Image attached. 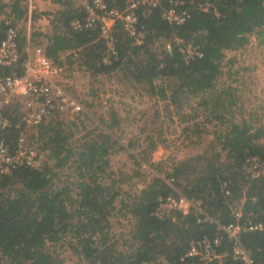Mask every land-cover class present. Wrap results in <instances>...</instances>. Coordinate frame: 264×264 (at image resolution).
Segmentation results:
<instances>
[{"label": "trees", "instance_id": "16d2710c", "mask_svg": "<svg viewBox=\"0 0 264 264\" xmlns=\"http://www.w3.org/2000/svg\"><path fill=\"white\" fill-rule=\"evenodd\" d=\"M55 1L59 8L51 17V31L44 34L45 41L37 42L58 62L79 63L88 70L91 82L83 104L92 106L100 98V83L116 70L144 83L154 104L138 110L136 117L127 111L126 119L132 117L136 131L122 142L110 132L123 119L112 105L108 118L99 115L97 122L82 112L71 120L56 114L39 125L41 146L48 150L44 163L38 168L22 165L0 175V264H64L57 249L64 244L75 264H140L147 258L178 264L190 238L211 233L212 227L197 223L194 212L176 211L165 218L152 214L158 196L170 193L202 198L208 212L222 222L233 220L232 210L238 207L261 218L264 177H249L244 164L249 155L264 160V123L256 122L254 111L244 116L242 105L237 104L242 96L231 84L218 81L225 51L245 47L254 34L264 39V0H194L193 4L185 0L190 16L180 25L161 18L160 8L167 5V0H161L142 18L147 28L143 44H133L122 25L114 24L117 58L110 62L102 61L106 49L96 34L70 26L73 17L83 15L84 0ZM199 1H207L208 8L196 7ZM27 9V0H0V14L4 13L0 35L8 20L18 29L21 48L27 38L18 22ZM39 34L30 33L34 39H41ZM167 41L171 53L165 48ZM187 42L198 46L201 56L186 61L179 45ZM15 111L4 113L12 116ZM93 121L97 125L89 127ZM207 124L213 126L209 138L204 136ZM172 126L181 128L198 151L183 158L152 159ZM5 132L14 147L16 129ZM121 148L137 150L135 162H147L152 168L139 190L125 196L115 186V178L104 176L109 156ZM65 167L74 173L75 194L63 180L50 186ZM223 181L229 193L222 189ZM126 214L130 224L118 230L114 216ZM242 239L255 264H264V231L244 233ZM222 264L242 263L227 257Z\"/></svg>", "mask_w": 264, "mask_h": 264}, {"label": "built area", "instance_id": "2783aa9c", "mask_svg": "<svg viewBox=\"0 0 264 264\" xmlns=\"http://www.w3.org/2000/svg\"><path fill=\"white\" fill-rule=\"evenodd\" d=\"M160 3L161 0H84L83 15L73 17L70 26L75 30L90 29L96 34L95 39H101L106 49L102 61L110 62L112 58H117L112 33L114 24L119 22L122 25L133 44H143L147 28L142 18L150 15ZM189 3L193 4L194 0H189ZM208 6L207 1L196 3V7L202 10ZM34 7L31 0H27V11ZM160 16L169 24L180 25L189 18L190 9L185 6V0H167V5L160 8ZM4 22L5 31L0 35V175L22 165L38 168L44 163L48 150L41 146L39 125L54 119L56 114L71 120L84 112L81 99L86 96V90L80 93L75 87L78 83L85 87L86 80L82 76L90 79L84 65L58 62L46 54L41 43L27 38L25 46L21 48L17 27L8 20ZM177 40L183 42L180 38ZM165 48L172 52L170 42H166ZM179 49L184 52L186 61L202 54L198 46L189 42L181 43ZM72 51L76 56L77 51ZM13 109L16 111L12 116L4 113ZM12 127L17 132L14 147L6 141L5 135V131ZM244 171L251 178L264 177V160L258 155H249ZM225 185L223 181L222 189L229 193ZM244 199L245 193L242 196ZM176 211L182 214L194 212L197 223L212 227L211 233L190 238L187 248L179 255L178 264H222L227 257L242 264H255L242 235L256 230L264 231V210L262 217L255 219L252 211L234 208V219L222 222L208 212L202 198L170 193L158 196L152 214L165 218ZM140 264L166 262L147 258L141 260Z\"/></svg>", "mask_w": 264, "mask_h": 264}, {"label": "rangeland", "instance_id": "374dc122", "mask_svg": "<svg viewBox=\"0 0 264 264\" xmlns=\"http://www.w3.org/2000/svg\"><path fill=\"white\" fill-rule=\"evenodd\" d=\"M31 0V4H35ZM6 8V7H5ZM7 10V8L5 9ZM4 8L2 11H5ZM43 10V9H42ZM45 11V9L43 10ZM4 13L0 14V20ZM26 22L24 18L20 19L18 26L25 28ZM225 57L222 60L223 73L219 78L218 84L226 85L231 84L235 91L242 96L237 104H241L244 109V116L248 117L249 111H254L252 117H256L258 121L264 123V39L256 36L255 34L250 37L249 43L236 51H225ZM233 58V60L231 59ZM231 60V61H230ZM86 82L85 87L79 84L75 87L82 93L84 90L88 91L91 80L85 75L82 76ZM173 83V81H171ZM88 84V85H87ZM87 85V86H86ZM221 85V86H222ZM100 98L93 101V105L89 106L84 104L85 111L98 121L99 115L105 119L108 118V109L110 105L115 107L123 117L120 124L110 130L112 137L126 140L133 135L135 124L131 122L133 115H138V110L144 107H149L154 104V100L147 94L145 85L142 82L136 81L128 76L126 71L116 70L110 79H105L99 85ZM106 100L104 103L103 100ZM190 102H194L191 100ZM241 107V108H242ZM130 110V119H126L127 111ZM238 117L241 116L239 113ZM83 117V115L81 116ZM125 118V119H124ZM90 123L89 127L95 126L96 122ZM97 125V123H96ZM100 125V123H98ZM213 126L207 124L205 130V137L212 136ZM77 136V135H76ZM198 151V146L193 147L189 144L188 138L185 133H182L181 128L172 126L171 132L167 134V141L160 144L152 153V159L158 160L170 156L175 158H183L188 154ZM134 154V156H132ZM135 149H118L109 156V166L106 171V180L115 178V186L119 188L122 196L127 193H135L139 190L146 178L149 176L151 167L147 162L137 164L135 161ZM59 179L54 180L50 186H57L60 183H68L73 194L77 192L76 184L74 182V173L71 167H65L59 171ZM63 180V181H61ZM129 215H115L114 222L117 220L116 227L122 229L130 224ZM60 255L64 258V264H75V257L72 255L71 250L63 246H58Z\"/></svg>", "mask_w": 264, "mask_h": 264}, {"label": "crops", "instance_id": "0c3cea01", "mask_svg": "<svg viewBox=\"0 0 264 264\" xmlns=\"http://www.w3.org/2000/svg\"><path fill=\"white\" fill-rule=\"evenodd\" d=\"M29 1V0H28ZM34 9L28 10L25 14V29L26 38L31 39L33 42L45 41L46 33L51 31V17L55 11L59 8V3L55 0H34ZM83 2V0H77ZM45 9V11L43 10ZM32 31L39 32L41 39H34V35L31 37ZM236 51V50H231ZM66 53V52H65ZM65 53H62L64 55ZM62 57V56H61Z\"/></svg>", "mask_w": 264, "mask_h": 264}]
</instances>
